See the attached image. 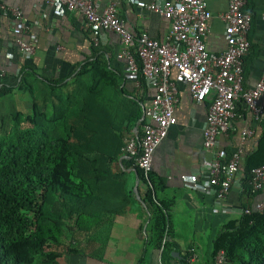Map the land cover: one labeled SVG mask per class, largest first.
Wrapping results in <instances>:
<instances>
[{
    "label": "crops",
    "instance_id": "crops-1",
    "mask_svg": "<svg viewBox=\"0 0 264 264\" xmlns=\"http://www.w3.org/2000/svg\"><path fill=\"white\" fill-rule=\"evenodd\" d=\"M0 1L5 7L20 9L22 14L18 21L9 14L0 17V70L5 74L1 80L10 87L9 92L0 96V127H5L10 113L30 112L34 102L41 104L42 100L48 99V88L52 86L57 93L79 94L90 82L89 75H82L76 82L74 76L82 65H93L99 61L113 77L110 80L113 79L114 84L107 86L103 85V81L97 82L101 92L96 101L107 99L111 103L110 115L124 121V144L130 137L141 136L142 104L152 97L154 89L145 82L140 86L138 80L129 77L125 61L117 57L120 43L116 33L102 29L98 43L94 45L89 26L77 12L65 8L57 12L44 0ZM93 1L101 11L110 0ZM117 2V13L131 33L146 32L154 39L165 38L169 29L167 19L136 6L133 0ZM206 4L212 16L204 37L205 48L220 53L226 45L220 14L226 10L227 0H206ZM245 9L251 12L252 21L248 33L250 47L243 63V87L250 88L264 78V0H246ZM21 25L27 27V33L22 34V38L35 47L30 58H23L11 46L14 39L21 36ZM13 28L19 31L14 32ZM8 53L13 56L9 57ZM21 71L25 72L26 82L30 83L28 88L26 84L24 88L18 86ZM178 95L173 112L176 123L156 147L151 172L155 179L161 181L156 198L170 204V241L178 244V251L172 252H178L179 257L172 255L173 259L164 261L160 250L152 248L142 264H180V256L185 251H193L187 264H213L209 253L215 235L228 220L237 218L244 205H253L264 196V187L253 195L243 191L245 180L242 174L236 177L237 184L231 187L221 204H216L212 194L198 187L196 176L204 161L210 158V154L202 148V130L210 100L194 102L185 84L178 86ZM237 113L235 131L219 136V144L227 151H241L243 170L246 155L256 150L260 130L242 107ZM138 114L140 118L136 120L135 115ZM245 127L255 128L254 137L241 139L240 131ZM112 169L119 172L127 187L131 188L132 201L112 221L92 227L89 232L75 231L67 242L77 245L79 252L63 250L53 264H140L149 243L150 215L144 202L146 187L138 179L131 157L124 151L112 164ZM222 205H226L225 210Z\"/></svg>",
    "mask_w": 264,
    "mask_h": 264
},
{
    "label": "trees",
    "instance_id": "trees-1",
    "mask_svg": "<svg viewBox=\"0 0 264 264\" xmlns=\"http://www.w3.org/2000/svg\"><path fill=\"white\" fill-rule=\"evenodd\" d=\"M20 74L18 86L28 88L25 72ZM84 74L90 82L82 84L85 90L79 94L57 93L52 86L48 99L34 102L30 112L10 113L5 127H0V264H53L63 250L77 253L78 246L67 242L75 231L89 232L112 221L132 201L131 188L112 169L122 155L124 121L110 115L107 99L96 101L101 92L97 82L111 86L113 77L99 61L82 65L73 80ZM137 79L142 86V75ZM0 83L3 96L10 87ZM259 130L256 150L243 161L242 190L250 195L256 192L247 183L249 173L264 164V120ZM134 167L146 187L144 202L150 215L149 243L140 264L152 248L160 250L162 260H171L179 247L170 241V204L156 198L161 181L151 171L145 177ZM246 207L252 205L242 209ZM210 245L213 264L220 251L225 264H264V210H242ZM192 255L193 251L183 252L180 264H187Z\"/></svg>",
    "mask_w": 264,
    "mask_h": 264
},
{
    "label": "built area",
    "instance_id": "built-area-1",
    "mask_svg": "<svg viewBox=\"0 0 264 264\" xmlns=\"http://www.w3.org/2000/svg\"><path fill=\"white\" fill-rule=\"evenodd\" d=\"M44 2L55 7L57 12L65 8L81 14L90 28L94 45L102 29L116 33L120 43L117 57L125 61L129 77L138 80L141 74L145 84L154 89L152 97L142 104L141 136L130 137L122 148L134 165L143 170L145 177L151 171L156 147L176 123L173 112L179 100L178 86L185 84L194 102L210 100L202 130V148L210 158L204 161L196 176L198 187L212 194L216 204H221L231 187L237 184V176L242 174L243 181L246 180L241 169V151H227L219 144V136L236 129L237 103L256 124L264 120V78L253 87H243V63L250 47L248 33L252 21L251 12L245 9L246 0H227V8L220 14L226 43L220 53L205 48L204 37L212 16L206 0H133L136 6L169 21L163 40L154 39L146 32L131 33L117 13V0H110L101 11L93 0ZM8 14L16 21L22 18L20 9L5 7L0 1V17ZM26 33L27 27L21 25V36L15 38L11 46L23 58H30L35 47L22 38ZM8 56L13 54L8 53ZM4 76L0 70V81ZM255 134V128L245 127L240 131L242 140ZM247 183L251 192L263 189L264 164L251 169ZM221 208L225 210L226 205ZM252 209L264 210V196L240 213L242 210L250 213ZM215 264H225L222 251L216 255Z\"/></svg>",
    "mask_w": 264,
    "mask_h": 264
},
{
    "label": "water",
    "instance_id": "water-1",
    "mask_svg": "<svg viewBox=\"0 0 264 264\" xmlns=\"http://www.w3.org/2000/svg\"><path fill=\"white\" fill-rule=\"evenodd\" d=\"M136 128H137V126H136ZM172 255H173V256H176V257H179L178 252H172Z\"/></svg>",
    "mask_w": 264,
    "mask_h": 264
},
{
    "label": "rangeland",
    "instance_id": "rangeland-1",
    "mask_svg": "<svg viewBox=\"0 0 264 264\" xmlns=\"http://www.w3.org/2000/svg\"><path fill=\"white\" fill-rule=\"evenodd\" d=\"M37 261H39V260H37Z\"/></svg>",
    "mask_w": 264,
    "mask_h": 264
}]
</instances>
